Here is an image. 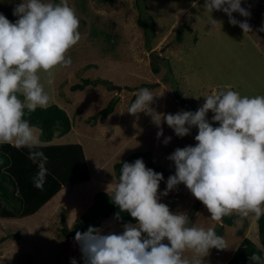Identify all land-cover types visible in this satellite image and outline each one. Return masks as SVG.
Segmentation results:
<instances>
[{"label":"rangeland","instance_id":"rangeland-1","mask_svg":"<svg viewBox=\"0 0 264 264\" xmlns=\"http://www.w3.org/2000/svg\"><path fill=\"white\" fill-rule=\"evenodd\" d=\"M20 2L0 0V14L15 23L13 10ZM67 2L79 18L81 39L67 53L71 66L54 69V83H45V90L52 97L49 106L67 112L72 130L63 137L55 136L50 144H80L90 180L61 190L31 217L0 221V238L11 234L22 237L18 240L14 236L0 245V264H71L73 259L85 264L79 244L59 236L60 213L68 211L67 225L71 228L93 205L98 192L109 194V186L118 181L115 166L139 152L149 153L152 162L165 170L158 189L160 203L172 213L187 214L199 227L217 230L223 226L228 248L221 255L211 249L204 264H226L246 238L258 244V223L252 216L233 214L238 222L229 227L212 221L207 208L184 184L163 195L170 177L167 174L175 175L176 171L168 157L176 149L195 146L198 129L193 127L188 136L177 137L165 122L157 126L144 112L131 115L127 111L143 84L150 85L155 96L151 107L164 114L195 112L205 103L204 96L224 86H231L241 96L264 95V31L260 30L264 27V0H242L241 7L250 12L249 17L232 14L238 22L249 24L251 32L246 34L238 25L230 24L223 11H204V0ZM211 17L217 21L214 26ZM140 19L148 23L147 33ZM86 79L112 84L71 90ZM114 99L118 103L113 114L92 119ZM212 117L208 112V121L212 122ZM161 129L163 136L158 138ZM168 137L171 142L165 145ZM124 226L110 217L99 231L103 235L122 234Z\"/></svg>","mask_w":264,"mask_h":264},{"label":"clouds","instance_id":"clouds-1","mask_svg":"<svg viewBox=\"0 0 264 264\" xmlns=\"http://www.w3.org/2000/svg\"><path fill=\"white\" fill-rule=\"evenodd\" d=\"M241 2L204 0L203 9L210 14L223 11L229 23L246 34L251 32L249 24L232 16H250ZM13 15L15 23L0 14V144L30 150L28 159L38 165L33 183L43 189L48 157L38 150L44 143L42 129L26 115L49 106L52 97L45 83H54L57 67L71 66L67 53L81 39L79 18L67 0H21ZM211 20L213 26L217 24ZM135 95L129 114L144 112L157 126L163 121L181 138L191 128L198 129L195 146L176 149L168 157L176 171L168 178L163 195L184 184L215 222L233 214L257 220L264 216V95L241 96L224 86L204 96L205 103L197 111L176 114L152 108L155 96L148 88ZM208 112L213 113L211 123ZM161 136L162 129L157 133ZM170 142L171 137L164 140L165 145ZM161 180L162 174L146 168L142 159L123 163L118 181L108 192L121 212L137 223L126 224L122 234L103 235L91 226L84 233L77 232L75 241L85 264H204L211 249L228 248L214 228L192 224L187 214L172 213L159 202ZM250 260L264 264V250L253 252ZM71 264H77L76 260Z\"/></svg>","mask_w":264,"mask_h":264},{"label":"trees","instance_id":"trees-1","mask_svg":"<svg viewBox=\"0 0 264 264\" xmlns=\"http://www.w3.org/2000/svg\"><path fill=\"white\" fill-rule=\"evenodd\" d=\"M104 1L113 2L114 0ZM139 24L147 33L148 23L140 19ZM179 41H182L181 34ZM111 84L108 80L86 79L82 83L72 86L71 90L73 92L84 91L90 86H110ZM142 88L150 89L151 86L143 84L139 89ZM20 98L23 99V97ZM178 99L181 105L186 107L180 96ZM134 101L135 98L132 99V103ZM117 103L115 99L112 100L99 115L92 117V119H106L114 113ZM26 118L31 124L42 129L40 138L44 143L38 150L43 151L48 157L45 183L43 189L34 186L33 177L38 173V165L33 164L28 159L29 149H16L9 144H0V221H17L31 217L63 188L90 180L85 152L80 144H50L55 136L63 137L72 130V121L65 110L56 105L48 106L45 109L37 108L35 112L27 114ZM213 125L218 124L213 123ZM137 159H142L143 162L147 160V163L144 164L148 169L161 174L165 172L163 168L152 162L149 153L139 152L115 166L117 178L119 179L123 163H134ZM199 204L191 212V218L197 213ZM60 215L58 233L61 238L67 240H75L77 232L84 233L90 226L100 230L102 222L110 217H115L122 225L137 223L130 214L121 212L119 207L112 202L110 194L106 192H98L95 195L93 205L86 213L76 219L71 228L67 225L68 211L63 209ZM237 218L235 215L224 217L222 222L231 227L237 224ZM257 223L259 243L257 244L248 238L244 239L226 264H253L250 260L252 253L257 252L259 254L261 250H264V216H261ZM222 230L223 226H220L216 230L217 234L222 236ZM14 236L18 240L22 238L20 234L5 235L0 238V245ZM217 252L221 255L222 250H217Z\"/></svg>","mask_w":264,"mask_h":264},{"label":"crops","instance_id":"crops-1","mask_svg":"<svg viewBox=\"0 0 264 264\" xmlns=\"http://www.w3.org/2000/svg\"><path fill=\"white\" fill-rule=\"evenodd\" d=\"M63 189H66V188H63ZM63 189H62V190H63ZM60 191H61V190H60ZM60 191H59V192H60ZM59 192H58V193H59ZM58 193H57V194H58Z\"/></svg>","mask_w":264,"mask_h":264}]
</instances>
